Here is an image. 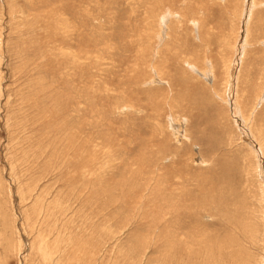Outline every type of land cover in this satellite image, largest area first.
I'll use <instances>...</instances> for the list:
<instances>
[{
  "label": "rangeland",
  "instance_id": "1",
  "mask_svg": "<svg viewBox=\"0 0 264 264\" xmlns=\"http://www.w3.org/2000/svg\"><path fill=\"white\" fill-rule=\"evenodd\" d=\"M0 264H264V0H0Z\"/></svg>",
  "mask_w": 264,
  "mask_h": 264
},
{
  "label": "bare ground",
  "instance_id": "2",
  "mask_svg": "<svg viewBox=\"0 0 264 264\" xmlns=\"http://www.w3.org/2000/svg\"><path fill=\"white\" fill-rule=\"evenodd\" d=\"M253 3V2H252ZM177 17V16H176ZM164 30V29H163ZM249 38V37H248ZM251 42V41H250ZM260 43V42H259ZM263 96V95H262Z\"/></svg>",
  "mask_w": 264,
  "mask_h": 264
}]
</instances>
